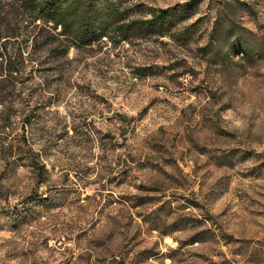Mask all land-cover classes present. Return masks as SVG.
I'll use <instances>...</instances> for the list:
<instances>
[{"label":"rangeland","instance_id":"rangeland-1","mask_svg":"<svg viewBox=\"0 0 264 264\" xmlns=\"http://www.w3.org/2000/svg\"><path fill=\"white\" fill-rule=\"evenodd\" d=\"M192 1L6 77L0 264H264V0Z\"/></svg>","mask_w":264,"mask_h":264},{"label":"trees","instance_id":"trees-1","mask_svg":"<svg viewBox=\"0 0 264 264\" xmlns=\"http://www.w3.org/2000/svg\"><path fill=\"white\" fill-rule=\"evenodd\" d=\"M192 2L197 4V0ZM186 13L185 8L167 7L151 12V18L128 20L122 0H0L1 91L7 76L15 78L25 70V54H32L29 46L36 52L56 45L53 50L66 56L73 47L92 46L113 33L121 40L151 31L165 35L170 25L190 18ZM12 39L18 46L11 50ZM18 83L16 78L13 85Z\"/></svg>","mask_w":264,"mask_h":264}]
</instances>
